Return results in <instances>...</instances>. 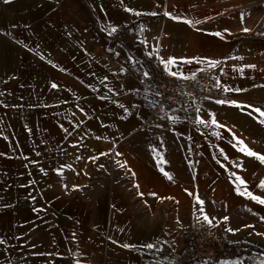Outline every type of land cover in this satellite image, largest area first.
<instances>
[{
    "label": "crops",
    "instance_id": "crops-1",
    "mask_svg": "<svg viewBox=\"0 0 264 264\" xmlns=\"http://www.w3.org/2000/svg\"><path fill=\"white\" fill-rule=\"evenodd\" d=\"M258 10L256 0H0V264H186L182 226L197 221V195L225 242L260 252L227 264H259L264 205L238 195L231 173L264 197L257 186L264 164L234 148L232 133L264 154V117L215 102L264 110ZM160 57L222 61L207 69L219 77L220 93L199 112L174 113L175 122L154 120ZM212 114L224 128L194 122ZM101 152L110 155L89 159ZM224 216L229 221L220 223Z\"/></svg>",
    "mask_w": 264,
    "mask_h": 264
},
{
    "label": "built area",
    "instance_id": "built-area-1",
    "mask_svg": "<svg viewBox=\"0 0 264 264\" xmlns=\"http://www.w3.org/2000/svg\"><path fill=\"white\" fill-rule=\"evenodd\" d=\"M154 102L151 117L158 122H166L174 113L196 109L205 97H214L221 87H215L213 74L207 70L197 74L195 80L170 77L160 64L154 66ZM159 93V95H157ZM186 239L183 262L188 264L223 263L239 259L245 248L225 242L214 227L206 223L192 221L182 226Z\"/></svg>",
    "mask_w": 264,
    "mask_h": 264
},
{
    "label": "snow or ice",
    "instance_id": "snow-or-ice-1",
    "mask_svg": "<svg viewBox=\"0 0 264 264\" xmlns=\"http://www.w3.org/2000/svg\"><path fill=\"white\" fill-rule=\"evenodd\" d=\"M5 3H9L11 2V0H4ZM126 11H132L131 9H126ZM137 15H140V13H136ZM151 15H156V13H150ZM165 15H170V13H165ZM245 13H241V22L243 23L244 21V17H245ZM207 19H212V17H208ZM185 23L189 24V25H195V24H200L202 23V21L200 20H195V21H192V20H185L184 21ZM112 32H115L116 29L113 27L111 29ZM225 32H227L228 30L225 29L224 30ZM243 32L247 33V32H250L251 30L247 27H244L242 29ZM213 35L215 36H219L223 39V33L221 32H216V33H213ZM151 56V54H149ZM160 61H161V64L164 66V71L166 72V74L170 77H176L177 79H182V80H195L196 77H197V72L196 71H192L190 74L184 72L183 70H178V71H172V67H177L179 68V65L181 64H192V63H196V64H203L204 67L200 68L199 71L200 72H205L208 68H217L221 63H223L222 61L220 60H213V59H208V58H199V57H194V58H191V59H186V58H175V57H168L167 59L163 58V57H160L159 58ZM230 59H240L242 60L243 57H231ZM172 66V67H170ZM246 67L248 68H255L256 66L255 65H247ZM234 71H240L241 73H243L244 69L241 68V69H233ZM221 72H223V69H221ZM145 76H148V73H144ZM212 79H214L216 81V84H215V87L219 88L221 87L220 83H219V77L218 76H213ZM52 88H57L58 86L56 84H52L51 85ZM261 87H264V85H262ZM224 91L225 92H228V91H235V92H241V91H247V89H240V88H235V89H232V88H227L225 87L224 88ZM2 94V93H0ZM157 95H159V93H157ZM206 99L208 97H205ZM216 103L218 104H225V103H230L232 106H235V107H238V108H252V111L253 112H256V113H259V115L261 117H264V110H261L260 108H253L252 105H240L238 102L236 101H226V100H217L215 101ZM155 103L156 102H150L151 106H155ZM120 107H124V105H120ZM197 112L200 111V108L197 107L195 109ZM125 111H127V109H125ZM250 116L252 115L251 112L248 113ZM173 122H175V120L177 119L176 117H172L171 118ZM196 124L198 125H204L205 127H209L210 125L212 126H215V127H218V128H224L225 126L221 123H219L216 119H215V115L212 114V119L210 121H205L204 119H200L199 117L194 121ZM261 124H264V119H261L259 121ZM229 132H231V129H227ZM65 132H67V129H65ZM217 136H219V134H216ZM97 139H100V137H97ZM232 139L235 141V144H233V147H238V151H240L241 153H243L245 156H248V157H254L256 160H258L261 164H264V154H260V153H257L255 151H253L251 148L248 147L247 144H245V142L238 138L236 136L235 133H232ZM221 153L223 154V151L221 150ZM107 155H110V153H107V152H101L98 156H92V157H89V159L92 161V162H96L97 160L100 159L101 156H107ZM122 155V153L120 152H116V156H120ZM228 157L225 156V159H227ZM77 159H81V157H77ZM161 163H166V161L164 160H161L160 161ZM117 163H119V166L124 168V167H127V164L126 162H119L117 161ZM67 167L71 168V165H68ZM99 168H104V165L103 164H100L99 165ZM161 172L167 177L168 180H172L173 177L170 173L164 171L163 168L160 169ZM129 171H131V169H129ZM58 174H62L60 172V170H57ZM133 175H135L133 173ZM231 176L235 177V181H234V186H235V191L238 195L242 196V197H247L248 199L260 204V205H264V197L262 196H259V195H255L253 192L249 191L248 187H247V183L246 181L238 176L235 172H232L231 173ZM137 189H138V194L140 195V197H143L144 196V193L143 192H139V185H134ZM243 186V187H241ZM259 188L261 189H264V180L260 181V183L257 185ZM78 187L79 186H76L74 185L73 186V190H78ZM65 188H67V185H65ZM187 191V190H185ZM189 195H192V193H188ZM148 195L150 196H153V197H156V193H149ZM164 199H172L174 200L175 198L174 197H161L160 200H164ZM176 203H179L178 201H176ZM145 204L147 206V201H145ZM204 204H205V201L203 199H201L198 195L195 197V203L193 205V211H192V215L193 217L197 220V222H200L201 220H203L204 222H206L210 227H216L218 226L217 224H214L213 221L216 220L217 218L216 217H210L206 211H205V208H204ZM197 205H199V207H197ZM150 207V206H149ZM36 211H40V210H36ZM197 213H200V215H197ZM229 217L228 216H224L221 220H220V223H223V222H227L229 221ZM179 222V221H178ZM245 227H254L253 225H245ZM227 232L229 233H233L235 234L236 231H239V229H232V228H226L225 229ZM256 235H262L264 236V233H261V232H257ZM113 243H116V241H112ZM5 241L0 239V244H4ZM122 247L124 248H130V247H133L129 244H123ZM144 247H147L148 249H152L155 247L154 244L152 243H149L147 245H145ZM38 255H58V253H38ZM225 264H227V262H225ZM259 264H264V259H261L259 261Z\"/></svg>",
    "mask_w": 264,
    "mask_h": 264
},
{
    "label": "rangeland",
    "instance_id": "rangeland-1",
    "mask_svg": "<svg viewBox=\"0 0 264 264\" xmlns=\"http://www.w3.org/2000/svg\"><path fill=\"white\" fill-rule=\"evenodd\" d=\"M258 5V17H262L260 20L264 21V0H256Z\"/></svg>",
    "mask_w": 264,
    "mask_h": 264
},
{
    "label": "trees",
    "instance_id": "trees-1",
    "mask_svg": "<svg viewBox=\"0 0 264 264\" xmlns=\"http://www.w3.org/2000/svg\"><path fill=\"white\" fill-rule=\"evenodd\" d=\"M252 253L260 254L259 251H257V250H253L252 248H248V249H245V250H244V254H246V255H249V254H252ZM186 264H188V263H186ZM197 264H198V263H197Z\"/></svg>",
    "mask_w": 264,
    "mask_h": 264
}]
</instances>
